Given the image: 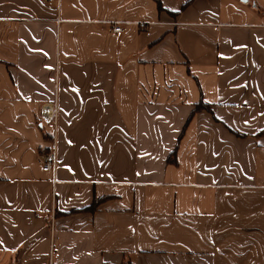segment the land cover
I'll return each mask as SVG.
<instances>
[{"label":"crops","instance_id":"0c3cea01","mask_svg":"<svg viewBox=\"0 0 264 264\" xmlns=\"http://www.w3.org/2000/svg\"><path fill=\"white\" fill-rule=\"evenodd\" d=\"M0 264H264V0H0Z\"/></svg>","mask_w":264,"mask_h":264},{"label":"built area","instance_id":"2783aa9c","mask_svg":"<svg viewBox=\"0 0 264 264\" xmlns=\"http://www.w3.org/2000/svg\"><path fill=\"white\" fill-rule=\"evenodd\" d=\"M112 24V31L115 33H120L125 29V25L128 24V21H113ZM140 30H145L149 25L146 21H139L136 23ZM41 116L43 122L51 123L54 128L56 124V117H55V108L51 103H46L41 106ZM42 169L44 171L51 170L55 164V156L54 154H49L48 160L41 162Z\"/></svg>","mask_w":264,"mask_h":264},{"label":"rangeland","instance_id":"374dc122","mask_svg":"<svg viewBox=\"0 0 264 264\" xmlns=\"http://www.w3.org/2000/svg\"><path fill=\"white\" fill-rule=\"evenodd\" d=\"M51 125V124H50Z\"/></svg>","mask_w":264,"mask_h":264}]
</instances>
